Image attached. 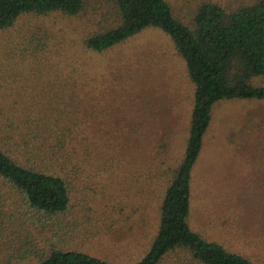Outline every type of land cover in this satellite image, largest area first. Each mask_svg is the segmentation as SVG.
Returning <instances> with one entry per match:
<instances>
[{"label":"rangeland","instance_id":"374dc122","mask_svg":"<svg viewBox=\"0 0 264 264\" xmlns=\"http://www.w3.org/2000/svg\"><path fill=\"white\" fill-rule=\"evenodd\" d=\"M167 1L187 19L201 0ZM216 1L235 6L242 0ZM109 3L88 0V8L78 16L24 15L0 31V102L4 108L16 100L21 109L33 105L34 115L41 116L47 105L56 104L51 102L58 101L59 107L62 99L52 98L59 95L57 91L53 95L54 81H62L69 58L75 56L104 75L107 86L100 116L110 121L105 133L116 138L111 156L122 166L115 164L110 172L84 169L76 180L66 218L79 222L72 226L69 245L132 264L147 254L156 236L162 178L166 166L185 151L194 84L184 58L160 28L148 27L104 52L84 53L81 41L97 28ZM46 33L48 42L42 50L33 54V47L26 48L25 38ZM253 84L264 85V77H255ZM251 116L255 119H246ZM133 136L138 138L136 145ZM163 136L170 146L162 155L156 145ZM135 147L142 152L138 165L129 162ZM190 201L188 222L193 230L264 264V100L216 104L192 169ZM180 258L174 254L164 264H185ZM37 263L35 258L19 262Z\"/></svg>","mask_w":264,"mask_h":264},{"label":"trees","instance_id":"16d2710c","mask_svg":"<svg viewBox=\"0 0 264 264\" xmlns=\"http://www.w3.org/2000/svg\"><path fill=\"white\" fill-rule=\"evenodd\" d=\"M87 3L0 0V31L28 14L78 16ZM148 27L167 33L184 58L194 84V103L185 151L166 166L162 178L156 236L147 254L132 264H164L174 254L185 264H260L193 230L188 217L192 169L216 104L264 100V85L253 84L255 77H264V0H242L235 6L201 0L187 19L167 0H110L106 14L81 46L84 53L104 52ZM48 37H27L24 44L36 54L47 46ZM79 60L69 58L62 81L55 79L52 92L59 95L52 98L58 96L62 102L59 107L58 101L51 102L56 104L47 105L43 116L34 115L30 104L21 109L18 100L9 108L0 102V264L31 258L37 264H120L69 245L72 226L79 222L66 218L76 180L84 169L110 172L115 164L122 166L111 156L116 138L105 133L110 121L100 116L107 82L85 64L86 59ZM251 118L255 119H246ZM132 140L136 145L138 138ZM169 146V138L163 136L156 148L163 155ZM141 155L135 147L129 162L138 165Z\"/></svg>","mask_w":264,"mask_h":264},{"label":"crops","instance_id":"0c3cea01","mask_svg":"<svg viewBox=\"0 0 264 264\" xmlns=\"http://www.w3.org/2000/svg\"><path fill=\"white\" fill-rule=\"evenodd\" d=\"M213 112H214V111H213ZM212 122H213V118H212L211 124H210V126H209V129H208V131H207V133H206V135H205V138H206L207 135H208V132H209V130H210V128H211ZM248 132L251 133L249 130H248ZM205 143H206V142H205ZM203 146H204V144H203ZM202 149H203V148H202Z\"/></svg>","mask_w":264,"mask_h":264}]
</instances>
